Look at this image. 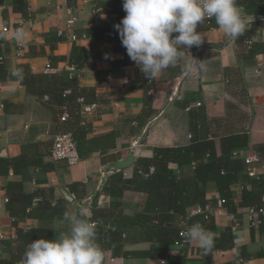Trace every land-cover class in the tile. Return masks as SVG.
Segmentation results:
<instances>
[{
  "label": "crops",
  "instance_id": "obj_1",
  "mask_svg": "<svg viewBox=\"0 0 264 264\" xmlns=\"http://www.w3.org/2000/svg\"><path fill=\"white\" fill-rule=\"evenodd\" d=\"M119 4L123 0H0V56L5 58L0 63V261L10 259L17 229L39 228L49 232L47 240L57 239L70 230L64 213L76 211L96 224L103 264H264V222L254 229L247 215L264 196V0H237L248 38L230 42L214 18L204 21L197 26L203 43L184 50L183 60L152 80L129 58L114 28L124 11ZM98 7L104 12H95ZM67 8H73V28L67 26ZM5 26L11 29L7 33ZM21 27L28 35L18 43L14 30ZM91 29L98 33L89 40H71L73 33ZM109 31L117 33L119 44L101 39ZM74 45L85 57L81 73L71 79ZM49 63L55 72H45ZM189 63L195 70L185 76ZM15 68H23L25 83H15ZM79 98L99 102L100 108L85 115ZM60 133L73 134L77 142L81 161L75 166L50 156ZM188 147L205 165L220 159L231 172L225 160L230 156L236 167L232 197L222 209L217 181L204 172L207 179L199 182L200 200L216 208L211 221L192 213L203 206L197 200L169 227L178 231L201 224L214 236L210 251L195 242L169 241L163 249L157 232L165 225L159 223L158 208L148 212V194L124 185L138 171L140 180L154 174L152 164L140 162L152 160L156 149ZM130 156L134 163L126 170L107 171ZM197 167L195 159L172 161L168 170L177 180H191ZM41 202L52 205L53 217L38 210ZM235 221L240 226L233 232Z\"/></svg>",
  "mask_w": 264,
  "mask_h": 264
},
{
  "label": "clouds",
  "instance_id": "obj_2",
  "mask_svg": "<svg viewBox=\"0 0 264 264\" xmlns=\"http://www.w3.org/2000/svg\"><path fill=\"white\" fill-rule=\"evenodd\" d=\"M123 10L126 15L114 28L129 58L150 80L183 60L184 50L203 43L197 26L205 19L214 18L230 42L245 31L237 0H123ZM27 35L23 27L17 28L14 39L23 42ZM199 65L203 70V62ZM194 70L193 64H186L184 75ZM11 76L15 83H22L23 68L13 69ZM63 221L70 230L57 239L32 241L20 264H103L105 253L97 243L96 224L76 211H66ZM183 236L205 251H210L214 245L213 234L199 223L191 225Z\"/></svg>",
  "mask_w": 264,
  "mask_h": 264
},
{
  "label": "trees",
  "instance_id": "obj_3",
  "mask_svg": "<svg viewBox=\"0 0 264 264\" xmlns=\"http://www.w3.org/2000/svg\"><path fill=\"white\" fill-rule=\"evenodd\" d=\"M119 5H123V4H119ZM98 9H100V13L104 12L102 8L98 7ZM120 15L123 19L126 13L124 11H121ZM94 31H95V34L98 33L97 30L94 29ZM249 33H250L249 31H244L243 34L237 38V40L239 41L241 39L248 38ZM104 34L105 33L101 35V39L103 40H104ZM104 41H111V42H115L116 44L120 43L117 33H115L113 38H107ZM1 57L3 56H0V58ZM84 57H85L84 49L81 47H78L77 45H74L73 50H72V55L70 58V63H71L70 65H75L78 68H83L84 67V62H83ZM125 60H127V57H125V59L122 61H125ZM0 63H3V62L0 60ZM24 83H25V80H24ZM87 104H90V103H87ZM191 151H194V147H188L186 149H179V148L177 149H171V148L156 149V154L152 160H144L140 162V163H143V165L145 163L152 164L155 167L154 174L152 175L149 174L150 176L148 178L140 180L141 178H143V176L141 175L140 171H138L136 172L132 180L124 181V185L126 187H129L131 189L133 188L134 190H141L148 194L149 199H148L147 207H146L148 209L147 210L148 212L155 211L158 208L157 212L159 213V216L158 215L156 216H158L159 218V223L162 225H165L163 232L161 230H158L157 232L159 235L157 237V240H159L162 243L163 249L165 248V246H168L170 242L176 243L179 240V232L181 230L175 231L173 230L174 228L169 229V227L172 226L176 217L187 215L186 214L187 206L191 205L193 202L197 200L199 204L203 205L201 206V208H205L207 206V204H205L203 200L202 201L200 200L203 192L200 191L199 182L201 180L207 179L204 175V172H206L207 175H210L211 178L217 181L220 192L224 196V200H226V204L229 202L230 198L232 197L231 191H230V185L232 182L231 172H235L236 167L233 165V161L230 159V156H227L225 159L228 162V164H230L231 172H228L227 170L228 168L221 166L219 164L220 159L214 158L207 165H205L203 161V156L191 157ZM192 159L196 160L198 167L196 168V176L191 180H183V179L177 180L174 177V174L172 173V171L168 170V165L172 161L185 164L191 161ZM224 168H226V171L224 170ZM146 171L149 172V168H147ZM126 182H128L129 186L126 185ZM105 190L109 193V189L107 187ZM153 198L156 199V202L154 201L155 203H153ZM162 198L163 200H166L165 203L158 201L159 199H162ZM193 199L195 200L191 201ZM41 203L38 206V210L44 209V212L46 213L47 218L53 217L54 213H53L52 205L50 203H45V202L42 204ZM31 204L32 202L29 205ZM262 205L251 206V207L259 208ZM25 207H27V205ZM26 211L27 209H25V212ZM211 219L209 221H211ZM48 233H49L48 231H44L43 229H39V228L32 229L30 231H24L21 229H17V236L13 240V243L11 246V257L9 260L0 261V264H20L21 257L23 253L25 252L27 246L32 241H35L38 239H47Z\"/></svg>",
  "mask_w": 264,
  "mask_h": 264
},
{
  "label": "built area",
  "instance_id": "obj_4",
  "mask_svg": "<svg viewBox=\"0 0 264 264\" xmlns=\"http://www.w3.org/2000/svg\"><path fill=\"white\" fill-rule=\"evenodd\" d=\"M95 12L100 13V9H96ZM67 13L69 15V19L67 20V26L69 28H73L76 24V18L73 15V8H67ZM213 18H207L205 21L210 22ZM24 24L23 22L21 23ZM17 29V28H16ZM15 29V30H16ZM11 29L8 26H5L3 28V32L7 33ZM14 30V33H15ZM95 34L94 29H91L89 32H83L81 34L73 33L71 35V40L73 42H81L89 40L93 35ZM115 33L113 31L106 32L104 34V40L107 38H113ZM21 49H17V56H21ZM125 59V55H121V60ZM0 60L3 62L5 60L4 57H1ZM68 71L70 72V78L73 79V77L77 73H81L82 68H78L75 65H70L68 67ZM46 73H53L55 72V69L52 67V65L49 63L46 66L45 69ZM129 83L128 78L126 77L124 79V84L127 86ZM1 89V84H0ZM152 92V91H151ZM69 91H66V94H68ZM78 102L82 104V113L85 115H92L94 111L100 108L99 102H93L91 104L85 103L83 98H79ZM68 118V115L65 114L62 117V121H66ZM50 156L54 161H65L68 166H75L81 161V156L78 150L77 142L71 133H60L55 136L52 148L50 150ZM252 163V159H247L246 164L250 165ZM248 174L252 177L255 175V171L252 168L248 169ZM74 199V198H73ZM75 201V199H74ZM263 205L259 208L251 207L247 211V215L250 219V226L254 229H258L263 221H264V196L262 198ZM226 205V200L220 199L218 201V209H222ZM216 208L212 206L211 204H208L205 208L198 207L195 211H193V214L197 215H203L204 219L209 221L213 213L215 212ZM240 224L235 221V223L232 226V231L236 232L239 228ZM189 228V227H188ZM188 228H184L179 232V240L175 243L176 246H183L185 244H188L183 236V233L187 231ZM3 239L2 233H0V249H1V242ZM113 261V259H112ZM162 264H165L166 261H161Z\"/></svg>",
  "mask_w": 264,
  "mask_h": 264
},
{
  "label": "water",
  "instance_id": "obj_5",
  "mask_svg": "<svg viewBox=\"0 0 264 264\" xmlns=\"http://www.w3.org/2000/svg\"><path fill=\"white\" fill-rule=\"evenodd\" d=\"M134 163V156H130L127 159L124 160H120L117 162L112 163L107 171L108 172H117V171H124L126 170L129 166L133 165ZM100 197V193H98L92 200V206L96 207L98 205V200ZM69 201H71L72 203L75 202L73 198H70Z\"/></svg>",
  "mask_w": 264,
  "mask_h": 264
}]
</instances>
